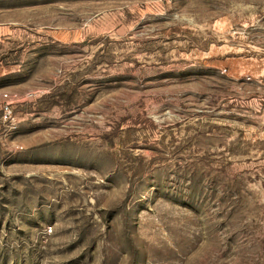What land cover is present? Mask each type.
I'll return each mask as SVG.
<instances>
[{
    "label": "rangeland",
    "instance_id": "374dc122",
    "mask_svg": "<svg viewBox=\"0 0 264 264\" xmlns=\"http://www.w3.org/2000/svg\"><path fill=\"white\" fill-rule=\"evenodd\" d=\"M0 264H264V0H0Z\"/></svg>",
    "mask_w": 264,
    "mask_h": 264
}]
</instances>
